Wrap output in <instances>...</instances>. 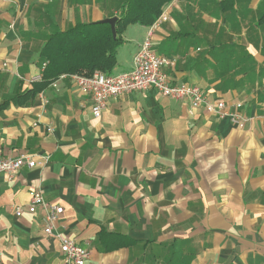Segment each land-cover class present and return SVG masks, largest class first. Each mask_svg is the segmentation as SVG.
Masks as SVG:
<instances>
[{
  "label": "crops",
  "instance_id": "0c3cea01",
  "mask_svg": "<svg viewBox=\"0 0 264 264\" xmlns=\"http://www.w3.org/2000/svg\"><path fill=\"white\" fill-rule=\"evenodd\" d=\"M122 1L0 0V155L37 161L0 175V264H64L32 189L64 208L55 232L89 249L85 264H264V0H172L152 35L172 82L242 102L244 127L155 89L99 117L69 76L30 91L48 34ZM149 27L124 29L111 74L133 69Z\"/></svg>",
  "mask_w": 264,
  "mask_h": 264
},
{
  "label": "built area",
  "instance_id": "2783aa9c",
  "mask_svg": "<svg viewBox=\"0 0 264 264\" xmlns=\"http://www.w3.org/2000/svg\"><path fill=\"white\" fill-rule=\"evenodd\" d=\"M170 8L171 3L150 25L145 40L134 56V66L131 71L109 74L96 69L90 74L63 73L59 75V79L69 76L81 91L91 94L92 111L96 117L101 116L102 110L110 98H117L125 92L155 89L163 96L186 100L192 108L204 105L208 112L216 113L222 118L229 117L236 126L244 127L247 118L241 110L242 102L227 104L223 100L210 101L198 85L184 82L174 83L169 78L165 67L175 65L176 59L158 54L152 46V35L157 26L169 19ZM32 79L41 81L43 76L39 74ZM54 85H56L55 82ZM45 160L48 161V156H45ZM36 164L37 161L27 153L19 156L0 155V175L5 173L9 178H14L23 166L34 167ZM30 196L31 203L28 206L30 212H34L38 205L45 206L49 210L46 215L45 232L59 239L63 263L85 264L90 258L89 249L79 244L74 238L55 232V223L64 213V208L61 205L48 202L45 196L35 189L30 191ZM16 209L19 211L21 207L18 206Z\"/></svg>",
  "mask_w": 264,
  "mask_h": 264
},
{
  "label": "trees",
  "instance_id": "16d2710c",
  "mask_svg": "<svg viewBox=\"0 0 264 264\" xmlns=\"http://www.w3.org/2000/svg\"><path fill=\"white\" fill-rule=\"evenodd\" d=\"M172 0H123L117 15L116 37L106 22H77L48 34L41 49L45 80L35 82L30 91L43 89L63 73L90 74L96 69L109 74L117 64L123 31L130 25L150 26Z\"/></svg>",
  "mask_w": 264,
  "mask_h": 264
},
{
  "label": "water",
  "instance_id": "95a60500",
  "mask_svg": "<svg viewBox=\"0 0 264 264\" xmlns=\"http://www.w3.org/2000/svg\"><path fill=\"white\" fill-rule=\"evenodd\" d=\"M118 17L117 16H112V17H108V18H104L102 20H99L98 22H106L109 23L112 27V32H113V36L116 37L117 35V31H116V21H117Z\"/></svg>",
  "mask_w": 264,
  "mask_h": 264
},
{
  "label": "rangeland",
  "instance_id": "374dc122",
  "mask_svg": "<svg viewBox=\"0 0 264 264\" xmlns=\"http://www.w3.org/2000/svg\"><path fill=\"white\" fill-rule=\"evenodd\" d=\"M115 73H118L117 71Z\"/></svg>",
  "mask_w": 264,
  "mask_h": 264
}]
</instances>
